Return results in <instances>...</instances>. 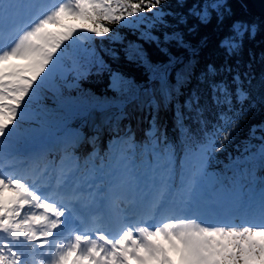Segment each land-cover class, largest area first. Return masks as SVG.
I'll return each instance as SVG.
<instances>
[{
  "label": "snow or ice",
  "instance_id": "obj_1",
  "mask_svg": "<svg viewBox=\"0 0 264 264\" xmlns=\"http://www.w3.org/2000/svg\"><path fill=\"white\" fill-rule=\"evenodd\" d=\"M166 3L60 0L45 7L36 0H0V157L14 158L22 142L54 121H66L68 113L112 106L79 95V81L93 69H107L103 56H115L113 45L125 38L122 30L138 33L173 65L180 61L167 46L190 49L179 25L189 16L207 24L212 11L222 14L226 8L224 0H196L186 13H178ZM187 4L176 0L177 8ZM65 18L85 23L68 26ZM248 31L254 35L255 26H233L220 44L226 55L239 51L237 38ZM128 50L131 59L146 61L143 47L129 43ZM16 60L25 63H12ZM223 73L231 80L214 79ZM110 74L114 91L131 88L130 81ZM178 77L176 86L161 92L160 103L167 107L175 100L178 105L172 137L153 115L140 143L130 130L120 138L124 150L118 160L90 154L82 166L73 153L85 138L66 127L54 181L47 164L39 168L43 152L32 156L36 175L0 171V264H264V121L236 140L256 108L251 68L208 65L182 104L180 86L190 83V73ZM200 84H207L206 93ZM160 103L150 107L158 112ZM117 107L123 118L122 104ZM192 125L199 133L195 148L188 142ZM178 145L186 159L197 156L198 166L183 169L177 184L173 160ZM227 145L236 153L229 158L232 180L206 185L208 164L216 153L227 152ZM234 212L244 217L242 223L231 221Z\"/></svg>",
  "mask_w": 264,
  "mask_h": 264
},
{
  "label": "trees",
  "instance_id": "obj_2",
  "mask_svg": "<svg viewBox=\"0 0 264 264\" xmlns=\"http://www.w3.org/2000/svg\"><path fill=\"white\" fill-rule=\"evenodd\" d=\"M36 2L51 7L60 2V0H36ZM196 2V0H188L185 8H177L176 0H167L164 5L165 8H170L178 13H186L187 8ZM203 2V0H201ZM226 8L223 13L211 12L210 20L207 24L200 23L197 18L189 16L186 24H181L178 31L183 33V38L190 49L178 48L174 44L167 46L168 52L177 58L180 62L173 65H168L169 57L161 53L154 44H149L139 39L138 33L121 31L124 41L123 44L113 45L115 48V56L111 57L104 55L103 59L107 65L104 71H96L93 69L86 78L79 81V95L88 98H95L100 101H110L112 106L121 105L125 116L121 118V108L108 113L102 122H95L89 125L86 122V111L90 107H84L79 112L66 114V121H54L45 126L39 133L53 134L60 138L58 147L55 151L49 152L45 147L38 150H32L27 157L20 153H16L13 157H0V163L4 162L7 168L1 171L14 172L18 176L16 170H22V166L29 167L32 171L36 169L38 174L37 162L32 160L34 153L43 152L44 159L39 162V168H43L47 164L48 171L54 181L55 169L60 166L61 157L64 155L61 138L64 134L65 128L69 130H76L85 142L81 143L75 150L74 155L80 158L83 166L86 157L99 156L110 158L115 157L119 159L120 154L124 150V145L120 142V138L124 136L125 132L131 131L134 135L135 141L140 143L144 139V133L152 126L153 115H156V124L161 130L167 129L169 137L173 136L176 131L173 128V117L175 114L176 105L175 100L167 107L161 102L162 89L176 86L178 80V73L187 71L190 73V83L180 86L179 101L182 104L188 93L197 86L198 78H202V74L207 70L208 65H212L217 69L228 65L235 68L240 67L241 71H247L251 68V75L253 76L251 84V93L256 104L255 111L250 115L248 123L245 124L236 138L237 142L245 137L248 128L252 124H258L264 121V104H261V98L264 97V85L261 84V77L264 76V16H258L250 12L246 8L244 0H224ZM170 23L175 25L172 17L167 18ZM64 23L68 26H79L85 23L84 21L74 20L72 18H65ZM243 24L246 26H255L256 31L253 35L251 31L245 32L244 35L237 38L240 43L239 51L234 55H226L225 49L220 46L221 41L233 33V26ZM115 27V26H112ZM191 29V31H189ZM172 31V29H168ZM155 34V33H154ZM129 43L138 47H143L147 54L145 62L140 63L135 59H131V53L128 50ZM12 63L16 65H23L25 62L16 60ZM162 66L167 67L166 73ZM160 69L159 72L156 69ZM110 73H117L125 80L131 82V88L123 93L116 92L110 88L112 76ZM158 75L165 76L164 84L159 82ZM224 76L231 80V75L223 73L214 77L215 80H220ZM247 88L248 84L245 83ZM200 88L204 93L207 92V84H200ZM73 96H77L76 91L72 92ZM136 100L133 106L126 108L124 103L127 101ZM160 103L159 111L150 107L151 103ZM49 106L51 104L49 103ZM111 106V107H112ZM247 106V103L246 105ZM108 107L107 109H109ZM28 125H26L27 127ZM193 131L191 133V140L188 141L195 148L193 143L198 138V130H195V125L191 126ZM95 137L94 143L87 142ZM180 141L184 137H179ZM227 152L216 153L214 158L207 166V176L204 177L206 185L215 183L219 187V182L228 185L233 177V171L228 167L229 158L236 155L233 146L227 145ZM13 168L10 165L15 164ZM106 162V161H105ZM98 166L101 161H95ZM139 167V158H138ZM52 164L55 166L52 167ZM65 165H69L70 161L65 160ZM91 166V165H89ZM183 166V167H182ZM198 166V158L195 154L191 158L186 159L185 150L182 146L177 147L176 154L173 160L174 181L178 184L185 168H196ZM1 167V166H0ZM17 167H19L17 169ZM35 174V175H36ZM32 175V174H30ZM261 173L257 169V176ZM231 221L239 224L244 221V217L239 212H234L230 216Z\"/></svg>",
  "mask_w": 264,
  "mask_h": 264
},
{
  "label": "water",
  "instance_id": "obj_3",
  "mask_svg": "<svg viewBox=\"0 0 264 264\" xmlns=\"http://www.w3.org/2000/svg\"><path fill=\"white\" fill-rule=\"evenodd\" d=\"M246 8L258 16H264V0H244Z\"/></svg>",
  "mask_w": 264,
  "mask_h": 264
},
{
  "label": "rangeland",
  "instance_id": "obj_4",
  "mask_svg": "<svg viewBox=\"0 0 264 264\" xmlns=\"http://www.w3.org/2000/svg\"><path fill=\"white\" fill-rule=\"evenodd\" d=\"M108 107H104V109H107ZM90 109H100V108H90ZM0 171L1 170H3L4 168H6L7 166L4 164V162L3 163H0ZM19 171H22V170H19ZM42 190V189H41ZM122 207L124 206V205H121ZM133 264H135V262H133Z\"/></svg>",
  "mask_w": 264,
  "mask_h": 264
},
{
  "label": "bare ground",
  "instance_id": "obj_5",
  "mask_svg": "<svg viewBox=\"0 0 264 264\" xmlns=\"http://www.w3.org/2000/svg\"><path fill=\"white\" fill-rule=\"evenodd\" d=\"M163 90V89H162ZM118 110V109H117ZM96 115V113H94V115L93 116H95ZM86 122H89V120L88 119H86ZM95 122H99L97 119H94L93 120V123H95Z\"/></svg>",
  "mask_w": 264,
  "mask_h": 264
}]
</instances>
